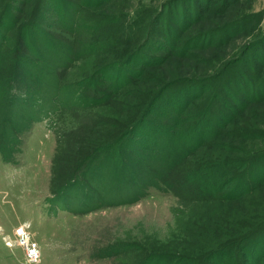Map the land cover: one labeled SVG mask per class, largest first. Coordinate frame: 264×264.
<instances>
[{
    "label": "rangeland",
    "instance_id": "374dc122",
    "mask_svg": "<svg viewBox=\"0 0 264 264\" xmlns=\"http://www.w3.org/2000/svg\"><path fill=\"white\" fill-rule=\"evenodd\" d=\"M89 1L95 2L61 0L81 8L70 32L49 0H0V19L10 8L19 22L12 30L0 23V126L3 101L13 94L6 88L37 71L17 62L31 58L33 42L18 27L39 16L40 27L78 55L58 70L61 86L93 83L84 90L93 101L102 99L100 92L110 95L107 87L98 88L110 84L103 68H117L138 48L158 59L134 64L140 75L104 102L42 114V122L20 134L12 162L5 161L11 153L0 151V264H153L165 254L199 264H217V258L224 259L221 264H264L259 253H244L252 238L264 237V180L241 199L225 197L249 172L256 176V166L264 168V60L257 56L264 46L252 45L264 33V0H109L85 6ZM181 88L194 90L183 103L186 110L175 112V131L195 128L205 142L170 171L167 186L151 188L133 205L79 214L52 209L49 200L63 187L81 183L87 158L140 120L162 119L166 131L173 127L152 112L174 108ZM24 224L40 246L37 263L27 259L18 238ZM112 246L122 252L104 258Z\"/></svg>",
    "mask_w": 264,
    "mask_h": 264
},
{
    "label": "trees",
    "instance_id": "16d2710c",
    "mask_svg": "<svg viewBox=\"0 0 264 264\" xmlns=\"http://www.w3.org/2000/svg\"><path fill=\"white\" fill-rule=\"evenodd\" d=\"M49 1L55 7H58V14L63 29L73 32L77 28V16L81 12V8L77 5H71V2L63 4L61 0ZM106 1L109 0H95L96 3L89 1L85 6H100ZM226 1L228 2V0ZM195 14L197 17L194 20L198 21L200 17H198L197 12ZM40 21L41 18L39 16L38 22L32 20L30 24L18 27L19 32L27 34L33 42L29 44L31 58L17 60V62L19 64L22 61L25 64L22 66L23 68L31 65L37 71L30 72L31 76L29 75L28 80H21L20 76L15 78L12 75L15 79L6 88L12 90L10 91L11 94L13 93L11 97L8 96L3 101L4 108L2 110L4 113L0 126V151L5 155L11 153L10 157L5 158L7 162H12L10 160L13 159V154L19 151L17 147L22 142L19 139L20 134L29 130L33 124L42 122L44 120L42 114L47 115L46 112L56 111L60 107L65 109L72 106L86 107L90 104L104 102L111 94H119L124 87L132 82L133 77L140 75V71L136 72L133 70L132 66L134 64L158 61L153 55L147 56L141 48H138L131 52L129 56H126L123 60L124 62L117 65V68L116 66L103 68L102 73L104 74H102V77L109 80L110 84L103 82L98 84V88L107 87L110 95L107 91L100 92L102 99L93 101L92 98H87L84 95L86 92L84 90L90 88L88 86L93 85V83L61 86L58 70L70 66L78 55L66 43L49 35L47 31L40 27ZM1 22L7 23V25L3 26L7 30L15 29L19 23L18 19L11 15L10 8H7L3 13L0 19ZM180 23L178 22L179 25ZM256 23H259V21H256ZM237 28L242 30L239 25ZM0 31L3 32L4 28H1ZM260 37V40L252 45L264 46V33ZM153 43V47H155L156 41ZM186 46H188V42L183 46L185 51L188 49ZM257 56L259 59L264 60V53H258ZM259 88L264 93V81L260 83ZM170 90L173 92V89ZM192 90L194 89L184 91L181 88L178 90L177 92L181 93H176L173 98L178 104L171 100L174 102L172 103L174 108L167 105L157 112H152V114L156 113L158 116H162L164 120L166 118L168 121L171 120L170 126L173 127H169L167 131L165 127H162L164 123L162 119L152 124L140 120V123H137L128 131L129 134H123L112 143L103 147L104 149H99V155L87 158V162L90 164L82 173L81 183H78L79 181L76 179L74 182L78 181V184L70 182L67 184L68 186L63 187L55 196V199L49 200L52 209L55 210V207H58L64 212L79 214L84 213L86 208H89V211H94L107 207L133 205L148 196L151 188L162 190L163 185L167 186L166 177L170 174V171L185 162L205 142L202 139L205 135L199 133L201 136L199 134L195 136V128L190 129L188 132L175 131L176 122L174 120L176 113L178 112L180 115L186 110V107L182 109V106L183 103L187 102L188 95ZM79 92L83 94L81 95ZM202 128L204 129V127ZM256 167L259 168L257 171L259 176H257L258 174L253 176V173L249 176V172L225 195L227 200L241 199L252 193L255 184L263 182L264 168L260 169V165ZM84 181L88 182L96 191H100V197L95 198L93 190H87ZM84 191L87 194L86 198L88 199L92 196L93 201H88L84 198ZM244 250L247 256L259 253V259L263 260L264 237L252 238L249 246ZM104 252L105 255L103 254L102 256L108 258L119 254L122 249L119 250L112 246L108 251ZM217 259V264H221V260H224L222 258ZM153 264L199 263L189 258L179 259L174 255L165 254L158 255Z\"/></svg>",
    "mask_w": 264,
    "mask_h": 264
},
{
    "label": "built area",
    "instance_id": "2783aa9c",
    "mask_svg": "<svg viewBox=\"0 0 264 264\" xmlns=\"http://www.w3.org/2000/svg\"><path fill=\"white\" fill-rule=\"evenodd\" d=\"M29 230L28 226L24 224L17 229V235L19 240L24 243L23 246L25 245L27 259L34 262L37 261L35 256L40 254L41 250L39 244L35 241L34 235H32L33 233Z\"/></svg>",
    "mask_w": 264,
    "mask_h": 264
},
{
    "label": "bare ground",
    "instance_id": "6f19581e",
    "mask_svg": "<svg viewBox=\"0 0 264 264\" xmlns=\"http://www.w3.org/2000/svg\"><path fill=\"white\" fill-rule=\"evenodd\" d=\"M40 254H38L37 256H35V260H37V261H34L35 263H37L38 262V260H39V257H40V255H41V251L39 252Z\"/></svg>",
    "mask_w": 264,
    "mask_h": 264
}]
</instances>
